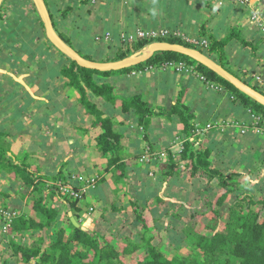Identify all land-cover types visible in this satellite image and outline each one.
Segmentation results:
<instances>
[{
	"label": "trees",
	"instance_id": "trees-1",
	"mask_svg": "<svg viewBox=\"0 0 264 264\" xmlns=\"http://www.w3.org/2000/svg\"><path fill=\"white\" fill-rule=\"evenodd\" d=\"M11 1L14 2V0ZM15 1L19 2L16 4L17 6H23L30 2V0ZM45 1L53 24L61 37L80 54L89 59L97 61L119 60L132 55L134 51L144 48L145 42L137 40L132 47L123 48L119 45L116 52L113 54L108 53L105 58L100 56V49L82 50L74 45L71 37L72 32L70 33L69 29L63 27L52 5L47 0ZM72 9L73 7L68 6L67 9L63 10L60 17L68 18L67 10ZM89 11H92V8ZM13 16L14 18L2 28L5 35L2 48L16 51L15 45L22 36L28 41L35 38L38 40L35 44L36 48L39 45L44 46L48 50H54V54L58 52L67 60L68 63H64L61 67V73L67 81L66 84L77 89L80 95V104L84 107L85 114L93 117L91 126L98 130L95 136L96 147L107 159L105 169L111 172L116 184L124 186L129 184L131 174L134 169L136 170L137 161L135 158H130L131 152L124 144L125 136L119 131L116 118L107 114L97 101L91 100L90 93L112 104L115 110L136 117L139 125L144 126L145 129L156 121L157 118L154 117L167 119L176 117L181 126L180 132L185 140L179 160L173 154L167 155V158L169 156L170 172L166 175L175 176V170L183 165L189 169V174L192 177L202 180L207 179L208 183L217 180L218 186L221 188L219 192L216 189L212 191L213 199L208 201L211 217L205 228L199 230L193 227L186 235L192 251L185 257L169 259L156 245L154 242L155 235L151 234L152 229L149 227L143 213L145 207L140 204L138 198L134 197L131 204L134 205L137 220L135 227H140L142 238L139 241L129 240L128 244L120 249L106 233L97 230L91 233L81 226H76L72 216L75 215L76 210H81V206L76 204V200L69 201L60 195L56 185L52 187L50 194H46L45 185L47 181L62 176L61 170L56 176H51L43 172L42 169L34 167L30 161V154L17 156L5 144L6 134L0 132V175L7 173L11 179L23 185V188L26 189L24 197L32 199V210L39 216V218H36V215L33 217L29 213H24L18 209L19 216L14 219L11 232L32 235L38 232L41 233V245L38 246L31 244L32 242L22 243L11 238V255L15 257V264H32L33 261H36L35 264H121L123 255L139 249L144 251V257L130 264H264V185L261 184V180L258 182L253 181L260 176L259 167H262L264 163V138L249 132L240 134V136L238 134L240 141H236L227 133L212 128L206 132V138L199 141L195 137L197 119L199 118H197L198 115L192 106L185 102L184 93H181L170 106H157L151 103L142 90L135 91L129 96L122 95L118 93L117 86L112 81L99 82L96 76H124L147 65L171 60L186 61L197 66L212 80L222 83L225 86V91L221 92V95H228V100L231 103L240 107L242 105L246 110L248 107L255 108L256 111L264 115L263 105L236 89L216 72L209 70L185 55L174 52H157L147 62L116 71L103 72L79 66L74 60L57 50L49 40H47V43H50L51 46H48L46 42H42V31L45 32V26L40 15L25 16L22 13L13 12ZM17 16L22 17L21 23L18 22ZM1 18L2 14H0V20ZM14 25L16 26L14 27ZM21 25L27 26L24 32H18ZM76 27L80 28V26ZM79 33V31L78 34L76 32L78 36ZM200 35L209 41L208 48H202L201 50L228 69H230L227 55L229 46L237 40L242 41L245 45L249 43L235 30H231L223 37L217 38L207 31L205 24L200 27ZM169 40L173 43L183 44L176 39ZM34 53L36 52L33 51L32 54ZM14 57L20 61L23 60L27 66L35 65L34 57L31 55L23 58L24 53L21 52V54ZM243 80L264 93L259 84L249 79L243 78ZM243 119L248 118H242L241 120ZM207 120L208 118H201L200 121L206 125ZM198 141L199 144H197ZM235 142L240 149L251 146V148L261 150L262 156L261 159L255 160L252 164L250 162L246 163L245 166L241 167L242 170L228 174V166L238 167L239 157H245L246 159L248 157L246 152L236 154L238 147H235ZM150 147L153 151H156L154 144H151ZM249 170H252L253 173ZM245 171L252 173L249 179L245 177ZM231 180H234L232 184L230 183ZM55 197H58L57 204L54 202ZM156 199L160 200L161 198L157 197ZM8 206L17 209V206ZM58 206L69 207L67 213L68 225L60 226L58 224L60 215ZM69 211H72V216L69 215ZM225 214H227L226 218ZM220 221L222 228L218 227ZM52 227L57 229V237L51 240L48 245L49 250L43 249L42 244L46 239L44 230ZM5 263L14 264L8 260H5Z\"/></svg>",
	"mask_w": 264,
	"mask_h": 264
},
{
	"label": "crops",
	"instance_id": "crops-1",
	"mask_svg": "<svg viewBox=\"0 0 264 264\" xmlns=\"http://www.w3.org/2000/svg\"><path fill=\"white\" fill-rule=\"evenodd\" d=\"M115 1L95 0L88 2L89 5H79L81 7L78 13L82 19L81 23L76 26H80V28L72 25L71 28L75 29L77 34L79 31V36L84 38V41L93 31L96 32V35L102 36L110 33L117 39L121 33L130 32L138 27L183 26L190 29L191 32L198 31V23L195 20L201 19L192 12L194 11L193 9L192 11L190 9L189 5L192 0H186L188 3L183 4L185 5L183 7L180 4V0H167L166 2L164 0L163 2L157 0H131L127 4H124L123 1ZM4 2L11 4L10 0H5ZM213 2L215 4L213 3L211 6L214 8L215 14L205 24L207 31L214 34L217 38H221L229 31L235 30L246 42H249L245 45L242 41L237 40L229 46L227 55L230 66L234 70L241 71L246 68L264 73V34L251 22L249 18L250 9L232 4L230 0H213ZM56 3L52 1L51 5L64 27L67 25L66 21L70 18L60 17L61 13L57 10ZM252 3L261 5L264 8V0H252ZM90 8H92V11H89ZM190 15L193 19L191 23L189 22L187 25L180 23L181 19L190 18ZM87 17L91 19L90 23H88ZM164 17L172 18V21L166 22L163 19ZM13 18L14 16L11 13L8 18H1L0 20V132L7 134L5 138L8 139L9 147L17 156L21 157L25 154H30L33 166L42 169L43 172L52 174L59 172L61 169H67V172L80 171L89 162L85 150L87 148L88 132L91 130L88 129L89 124L87 126V123H91L93 117L85 114V109L80 104V95L77 89L66 84L67 81L61 73V67L50 66L45 58L50 53V50L41 45L36 48V41H29L30 45L23 36L17 40L16 51L2 48L3 42H5L2 28ZM17 19L18 22H22V17L17 16ZM83 19L85 21L84 24ZM179 23L180 25H178ZM25 30L26 28L23 25L18 28V32H24ZM83 44L86 43L84 42ZM78 48L89 50V48ZM33 51L36 53L32 54ZM21 52L24 53L23 58H26L27 55L34 57V64L37 68L32 74L28 73L30 69L26 71L20 69L21 61L14 56L21 54ZM149 74L159 75L157 77H160L161 82L154 84L155 86L157 85L156 87L152 83L146 84L142 80ZM130 77L143 90V86H154L152 89L155 93L158 94L159 92L156 97L157 106H170L178 99L181 93H184L185 102L190 104L198 115L197 118L199 119L197 121H200L201 118L209 119L219 113L227 115L226 118L221 117L219 119L241 120L242 118H248L245 120H250L248 110L243 108L242 105L240 107L231 103L228 100V95L222 96L221 92L206 87L194 76L178 74L172 70L159 69L153 73L143 72L138 76L131 75ZM91 95L94 97L92 99H98L95 98L94 94L90 93ZM38 100L40 102L44 100L42 102L44 105L35 104V101ZM108 107L110 111L105 110L106 113L119 121L118 129L125 136L124 144L128 151L131 152L130 158H135L139 165L141 157L145 156L146 148L151 146V144H154L158 152L159 149L165 147L173 153L175 158L180 155L183 143L181 142L180 144L175 141L176 139H183V134L180 132L181 126L176 117H173V119L158 117L154 122L155 124H152L149 128L145 129L144 126H141L145 132L147 131L149 139V143L145 144L138 137L139 130L135 128V125H131L133 130L129 125V119L132 116L128 117V114L115 110L111 105ZM219 109L224 110L220 111ZM137 125L140 127L139 123ZM89 127L91 129V126ZM174 127L176 128L175 131H179L177 134L173 132ZM220 131L227 133L235 140V136H238V134L240 136L239 132H235L237 134L234 135L230 133V130L220 129ZM252 133L264 138V136L256 132ZM236 146L238 147V144L235 142ZM81 150H84V155ZM243 152H246L248 157L246 159L240 156L237 166L243 167L249 162L252 164L255 160L261 159L262 156L261 150L251 148V146H246L244 149L238 147L236 154ZM83 156L85 157L83 158ZM160 159L156 160L159 161ZM162 159L164 160L165 157ZM259 168V178H261L259 180L264 185V163ZM259 180L255 181L254 179L253 181L258 182ZM0 182V187L2 185V187L7 188L6 193L1 194L0 192V200L2 199L1 201L7 205L17 206V209L24 210L25 205L19 201L18 196L14 193L10 194L13 191L16 192L15 190L25 191L22 185L11 179L7 173L0 175ZM138 183L141 186L144 185L141 180ZM139 190L138 186L136 191L138 192ZM87 191L89 193L88 198L92 202L102 198V193L96 187L88 188ZM88 227L91 226L88 224ZM10 240L11 238L8 236H0V264H6L5 260L14 263L15 257L11 255V247L8 244Z\"/></svg>",
	"mask_w": 264,
	"mask_h": 264
},
{
	"label": "rangeland",
	"instance_id": "rangeland-1",
	"mask_svg": "<svg viewBox=\"0 0 264 264\" xmlns=\"http://www.w3.org/2000/svg\"><path fill=\"white\" fill-rule=\"evenodd\" d=\"M49 4L52 3V1L47 0ZM68 1V0H67ZM115 1V0H112ZM131 1V0H130ZM128 1L127 3H129ZM159 2H163V0H157ZM167 0H164L166 2ZM181 1V6H185L183 4H187L188 2L186 0H180ZM11 4L9 5L8 11L9 14H13V12H19L26 15H35L38 14L36 7L33 3L32 0L28 2L26 5H20L17 6L16 4L19 3L18 1L12 2L10 0ZM16 2V3H15ZM88 2H93L92 0H76L74 3H67L64 1H57L56 6L57 10H59V13H63V10L67 9L68 6L73 7L72 10H67L69 14V20L66 21L67 25L64 27L69 29L70 32H72L71 37L73 38V43L76 47H82V48H89V50H101V55L103 58L107 56L108 53L113 54L116 52V48L121 45L123 48H128L134 46L135 42H129L125 43L122 39V33L118 35V38H114L112 35H110L109 38L106 36L102 35H96V32H91V35L85 38V41L83 38H80V36H77L75 33V29L71 28L72 26L78 25V23H81V19L79 17V11L80 7L79 5H89ZM116 2V1H115ZM120 3V2H119ZM124 2V4H127ZM191 4L190 9L194 11L196 16L199 17L201 20H195L196 23H198V31H196V34H200V27H202L204 24L209 21V19L213 18L215 11L213 6V0H192L190 2ZM194 3V4H193ZM215 4V3H214ZM86 7V6H85ZM85 10V9H84ZM36 12V13H35ZM194 13H192L194 15ZM39 15V14H38ZM88 18V23H90L91 19ZM166 22L167 21H172V18L169 17H164L163 18ZM176 19V18H175ZM178 19V18H177ZM183 20V21H182ZM192 16L190 15V18H183L180 20V23L183 25H187V23H191L192 21ZM85 23L83 19V24ZM180 23L178 25H180ZM190 25V24H188ZM180 27V26H178ZM24 28L27 29V26L25 25ZM183 32L186 34L187 31H191L190 29L184 28L181 26ZM96 31V30H95ZM195 32V31H194ZM42 42L48 44V46H51L50 43H47L48 39L46 37V33L42 31ZM169 39H176L180 42L183 43V45L186 46H191L197 49H202L200 46H196L195 44L189 42L186 38L183 37H172V38H148V37H143L141 39H138L139 41H144L145 45L142 50L134 51V54H139L144 52L148 46L154 42L158 41H167L170 42ZM32 41H38L37 39H33ZM87 41V42H86ZM40 42V43H42ZM86 44H83V43ZM118 42V43H115ZM31 45L29 41H27ZM51 53H48L46 55V59L48 60L49 64L51 67L55 68H60L63 66V64H67V60L59 55V53H53L55 52L54 50H50ZM54 54V55H52ZM46 60V61H47ZM112 61V60H110ZM174 61H180V60H174ZM20 62V61H19ZM164 63H167L166 61L161 62L159 64H152L153 66L159 67L162 66ZM151 66V65H147ZM228 66L231 71L234 73L238 74L240 78L244 77L243 74V69L240 70H234L230 64L228 63ZM146 67V66H145ZM145 67H142L141 69L144 70ZM36 65L33 66H26L23 62V60L20 62V69L22 71H28V73H33L35 72L34 70L36 69ZM141 69L139 70H134L130 72L129 74L126 75H112V76H96L97 80L99 82L101 81H112L116 86H117V91L118 93L122 95H131L135 91H144V94L146 97L151 101L152 104L157 105V93L152 89L156 84L160 81V77H157L159 75H154V74H149L145 76L142 80L146 82V84L152 83L154 86H143L144 90L139 86H137L136 81H132L130 77L131 75L138 76L141 74ZM156 70H159L157 68ZM156 70L152 71H144V72H155ZM161 70V69H160ZM140 71V72H139ZM253 71V70H252ZM137 72V73H135ZM26 76V75H25ZM131 80V81H129ZM252 80L254 83L259 84L255 82L253 79ZM161 82V81H160ZM161 84V83H160ZM260 85V84H259ZM157 86V85H156ZM155 86V87H156ZM261 86V85H260ZM262 87V86H261ZM160 89V87L158 86ZM263 89V88H262ZM264 90V89H263ZM157 92V91H156ZM93 94V93H92ZM91 100H97L99 103V106L104 108L105 110H109V105L113 107L112 104L106 103L99 97L98 99H92V95L90 96ZM156 98V99H155ZM216 100V99H215ZM44 100L40 102V100L35 101V104H42ZM109 104V105H107ZM166 107V106H165ZM226 109V108H224ZM224 109H219L220 111H223ZM248 109H254L248 107ZM110 111V110H109ZM256 111V110H255ZM128 117H131L128 115ZM221 117H226L224 114H216L211 116L206 122H211V121H218L221 120L219 118ZM157 118L158 117H154ZM155 119V120H157ZM137 118L133 117L129 119V125H135V128L138 129V137L140 138L141 141H143L145 144L149 143L147 131L145 132L144 129L137 125L138 121L136 122ZM117 125H119V121L116 118ZM196 126V132H195V137H197L200 140L205 139L207 134L203 129L207 127V124H203L201 121H198ZM91 126V123H87V126ZM155 124V123H153ZM88 126V129L91 130L88 132V138H87V143H86V153L89 162L88 165H82L83 169L82 170H73L68 171L67 169L62 170L61 169V174L62 176L54 177L47 181L45 185L46 189V194H50L52 187L55 185L58 187L59 194L62 195L64 198L67 200H76V204L78 206H81V210L75 211V215L72 216L75 218V220L79 223V226L82 228L85 227L86 230H89L91 233H94L96 230L101 231L103 233H106L109 238H111L112 242L116 244L120 249L123 246H126L128 244L129 240H141V232H140V227H135V224L137 222L136 220V215H135V209L134 205L131 204L133 197L138 198L139 202L141 205H143L145 208L143 210L144 216L146 218V221L152 229V233L155 235V240L154 242L156 245L163 251V253L169 258V259H175L177 257H185L187 254L191 253L192 247L191 244L187 241L186 235L188 232H190V229L193 227L198 228L199 230H202L205 228V225L208 223L209 218L211 217V211L208 205V201L210 199H213L212 196V191L214 189L218 190V192L221 190V188L218 186V181L214 180L213 182H209L207 179H196L192 177L189 173V169L186 168V166H179V168L176 171L175 176H167L170 172V166H169V156L173 153L168 151L165 147H162L159 149L158 153H161V156H164L165 159H160L159 161L155 160L151 162H147L145 156L141 157L140 159V165L138 166L136 164V169H134L133 173L131 174L130 182L127 186H124L122 184H116L115 179L113 178L112 174L110 171H106V162L107 159L103 156V154L97 149L96 144H95V136L97 134V129L92 128ZM154 126V125H153ZM132 127V126H131ZM174 133H178L179 131H175L176 128H173ZM133 130V127H132ZM135 130V129H134ZM233 134L236 135V133L233 131ZM7 136V134H6ZM236 137V141H240V138L238 136ZM174 138V137H172ZM185 140V137L183 136V139L180 138V140L176 139V143H183ZM5 144L9 146L8 144V139H5ZM199 141L197 144H199ZM125 143V141H124ZM10 148V147H9ZM148 148V147H147ZM156 148V147H155ZM160 148V147H159ZM11 149V148H10ZM157 149V148H156ZM146 151V150H145ZM82 154L84 155V150H81ZM177 152V150H176ZM145 153V152H144ZM177 154V153H176ZM167 155L168 158H167ZM85 156H83L84 158ZM180 155L176 157L177 160H179ZM30 161H33L30 159ZM228 174H232L238 170L241 169V166H228ZM242 170V169H241ZM252 170H250L251 172ZM60 172V171H59ZM69 173V174H68ZM253 173V172H252ZM252 173H247L245 171L244 175L247 179L251 177L250 174ZM58 172L50 174L51 176H56ZM74 174H84L86 175V178L91 177V185L90 188L96 187L97 189L100 190L102 193V198H100L96 202H92L88 198V192L85 193L83 192L82 195H75V189L76 187H73L71 185V188L69 189V193H66L62 190V188L68 187L70 184V178ZM70 175V176H69ZM250 175V176H249ZM68 176V177H67ZM67 177V178H66ZM90 179V178H89ZM260 178H256V180H259ZM139 180L144 182V185L141 186L139 185ZM234 180H231L230 183L232 184ZM1 183V182H0ZM7 186V185H6ZM20 186V185H19ZM138 186L140 190H138ZM23 187V185H22ZM89 188V189H90ZM7 188L6 187H0V192L1 194L6 193ZM24 190H26L24 188ZM16 192H11L10 194L12 195L13 193L18 196V199H20V202H23V205H25L24 210L20 209L24 213H29L30 216L36 215L34 211L32 210V199L25 198L24 194L26 191H18L15 190ZM1 197V196H0ZM159 197L161 198L160 200H157L156 198ZM16 199V198H13ZM2 200V199H1ZM0 200V207H9L6 203ZM55 204H57L58 197L54 198ZM59 207V206H58ZM61 207V208H60ZM60 215H59V220L58 224L61 226L63 225H68L69 220H68V206H60ZM21 208V207H20ZM13 210H17L15 208H12ZM19 212V211H18ZM70 212L69 211V215ZM19 216V215H18ZM225 218L227 217V214L224 215ZM36 218H39L38 215H36ZM91 218V219H90ZM88 224L91 227H88ZM218 227L222 228V223L221 221L218 222ZM1 225L2 222L0 221V236H8L10 238H14L16 241H20L22 243L26 242H32L31 244H36L37 246L40 244L41 245V233L38 232L37 234H15L10 231V233H4L1 231ZM84 229V228H83ZM57 229L55 227H52L50 229H46L44 232L45 235V242L42 244L43 249H48V245L51 243V240L56 239L57 237ZM37 242V243H36ZM10 244V242H8ZM11 247V245H10ZM145 255L144 251L142 249L136 250L132 253H129L127 255H123L122 257V263L121 264H130L138 259L143 258ZM14 264H15V259H14ZM33 263V262H32ZM36 263V261H35ZM24 264V263H22Z\"/></svg>",
	"mask_w": 264,
	"mask_h": 264
},
{
	"label": "built area",
	"instance_id": "built-area-1",
	"mask_svg": "<svg viewBox=\"0 0 264 264\" xmlns=\"http://www.w3.org/2000/svg\"><path fill=\"white\" fill-rule=\"evenodd\" d=\"M54 2L61 0H53ZM67 3H74L76 0H62ZM95 1V0H92ZM123 2H128L130 0H119ZM232 4L241 5L250 9L249 18L251 22L257 26L260 31L264 34V8L261 5H255L252 3V0H230ZM10 3L4 2L1 8L2 19H6L9 16V8ZM107 38L110 37V33L105 35ZM122 39L125 43L135 42L138 39L143 37L148 38H172V37H183L186 38L189 42L195 44L196 46H200L203 49H207L209 46V41L207 38L202 37L196 32L187 31L186 34L183 32L182 28L178 26H162V27H138L135 30L130 32H123ZM191 47V46H189ZM194 48V47H193ZM201 50V49H200ZM161 70H172L178 74H187L194 76L200 82H202L206 87L215 90L217 92H224L225 86L215 80L209 78L204 72H202L197 66L190 64L186 61H168L164 63L162 66H146L141 69V74L144 71H150L154 69ZM139 71V72H140ZM243 74L245 79H253L255 82L259 83L264 89V73L263 72H255L248 69H243ZM137 73V72H135ZM242 78V79H243ZM248 113L250 114V120H229V119H221L218 121H211L207 124V127L203 129V131L207 132L208 130L215 128L218 130H230V133L239 132L240 134H246L248 132H256L257 134L264 136V115L255 111L253 109H248ZM145 158L147 162L155 161L156 159H162L164 156H161V153L153 151L150 146L146 148ZM84 174H74L69 179V186L66 188H62V190L66 193H69V189L71 185L73 187H78L75 189V195H82L83 192L87 193L88 188H90L92 178H86ZM19 215L17 210H13L11 207H0V221L2 222L1 231L4 233H10L12 224L15 218Z\"/></svg>",
	"mask_w": 264,
	"mask_h": 264
},
{
	"label": "water",
	"instance_id": "water-1",
	"mask_svg": "<svg viewBox=\"0 0 264 264\" xmlns=\"http://www.w3.org/2000/svg\"><path fill=\"white\" fill-rule=\"evenodd\" d=\"M5 0H0V13L1 8ZM38 14L40 15L44 26L46 37L49 42L64 55L68 56L74 60L79 66L99 70L103 72L116 71L125 68H130L132 66L147 62L150 60L157 52L168 51L174 52L181 55H185L199 64L204 65L209 70L216 72L219 76L224 78L226 81L231 83L236 89L246 94L259 104L264 106V93L260 90L254 88L251 84L240 78L236 73L226 68L218 61L213 59L207 53L200 49L189 47L180 43H173L167 41H158L150 44L148 48L139 54H134L127 56L123 59L112 60V61H97L94 59H89L82 54H80L74 47L67 43L60 35V33L55 28L48 6L45 0H32ZM70 215L72 213L70 212ZM72 220L76 226L79 223L72 217ZM85 229V227H83ZM46 230V229H45ZM32 264H35L33 261Z\"/></svg>",
	"mask_w": 264,
	"mask_h": 264
}]
</instances>
